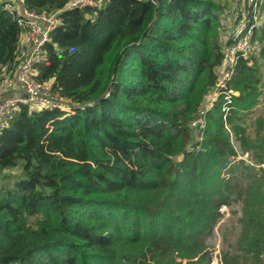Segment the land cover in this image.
Here are the masks:
<instances>
[{
  "label": "trees",
  "instance_id": "obj_1",
  "mask_svg": "<svg viewBox=\"0 0 264 264\" xmlns=\"http://www.w3.org/2000/svg\"><path fill=\"white\" fill-rule=\"evenodd\" d=\"M69 1L25 0L58 12L33 72L70 111L20 104L0 131V264H208L220 208L239 198L247 251L261 259L264 172L255 181L227 168L230 134L243 131L233 120L256 105L250 54L227 69L204 131L190 127L226 56L222 0ZM21 35L0 7V80ZM253 42L264 45V24Z\"/></svg>",
  "mask_w": 264,
  "mask_h": 264
},
{
  "label": "rangeland",
  "instance_id": "obj_2",
  "mask_svg": "<svg viewBox=\"0 0 264 264\" xmlns=\"http://www.w3.org/2000/svg\"><path fill=\"white\" fill-rule=\"evenodd\" d=\"M243 1L247 2V0H222L219 3L223 9L220 13L216 30L221 37L223 53L226 49V59H224L218 69L220 73L225 72L226 65L230 62L227 44L230 39L234 40V26L236 19L243 13L241 7ZM253 1L249 0L250 3ZM256 3L255 27H260L264 24V0H257ZM244 25H246V22H244ZM248 50L249 52L246 55L250 54L248 57L252 59L250 64L254 68L250 83H252V87H256V105L248 111L239 113L233 120V124L239 125L243 131L239 132V134L233 132L235 136L232 133L230 134L231 142L236 150V156L239 159L237 160L238 162L236 161L237 163L232 164L228 168V171L236 173L235 175L238 177L239 174L244 173L251 180L255 179V181H258L262 178L261 174L264 172V166L257 164L260 162L258 157L264 153V146L262 144V137H264V45L253 42L250 49L248 46L246 52ZM215 97L216 94L214 92L206 96L202 108L206 103L207 105L212 103ZM63 109L66 108L64 107ZM204 114L206 117V113ZM192 122L190 123V127ZM204 127H200L199 129L204 131ZM226 128L228 129L229 126H226ZM195 130L198 133L197 128ZM237 137L241 139V142L237 140ZM243 148L247 149L248 152L243 153ZM240 165L241 167H239ZM246 166L247 168L249 166V168H244ZM7 173L10 175L9 178L12 179L9 180L10 182H13L14 177L20 176L18 169L10 170ZM243 207H245V201L239 198V200L234 199L229 206H222L220 208L222 217L205 242L208 246L207 251L211 254V257L208 258V264H223V256L229 264H264V256L261 259H257L247 251L248 239L253 231L245 228L246 219Z\"/></svg>",
  "mask_w": 264,
  "mask_h": 264
},
{
  "label": "built area",
  "instance_id": "obj_3",
  "mask_svg": "<svg viewBox=\"0 0 264 264\" xmlns=\"http://www.w3.org/2000/svg\"><path fill=\"white\" fill-rule=\"evenodd\" d=\"M242 1V0H240ZM257 0L252 3L247 0L243 1L242 15L236 19L234 26V44L228 47L229 63L226 65L225 72L219 73L215 99L221 94L226 93V82L229 79L231 72L227 69L231 68L238 54L244 57L249 52L246 49L251 47V39L255 27L254 16L256 14ZM94 0H70L66 9L84 8L95 5ZM2 10L8 12L22 29L24 41L19 48V57L12 68L3 72L0 80V131L20 104H29L35 109H53L60 108L63 111H69L68 105L57 100L56 96L50 89L43 85H38L34 79L33 68L43 56V46L49 40L50 31L58 22V12H40L36 13L27 9L25 0H0ZM244 15V18H243ZM246 22V25H244ZM226 59V58H225ZM19 87V88H18ZM224 90V91H223ZM11 93H22L21 97H10ZM214 99V100H215ZM225 100L230 103V96L225 95ZM212 103L204 106L196 118L193 120L191 127L197 128L200 133V127L205 126L206 111L211 108ZM66 109H63V108ZM228 105L225 106L223 112L227 113ZM194 128V129H196ZM196 131V130H195ZM239 157H232L227 164V168L237 161Z\"/></svg>",
  "mask_w": 264,
  "mask_h": 264
},
{
  "label": "crops",
  "instance_id": "obj_4",
  "mask_svg": "<svg viewBox=\"0 0 264 264\" xmlns=\"http://www.w3.org/2000/svg\"><path fill=\"white\" fill-rule=\"evenodd\" d=\"M23 41H24V36H21V39H20V43H19V45L20 46H22V44H23ZM218 73H220V70H218ZM19 88V87H18ZM21 94L22 93H11V94H9V96L12 98V97H21Z\"/></svg>",
  "mask_w": 264,
  "mask_h": 264
}]
</instances>
